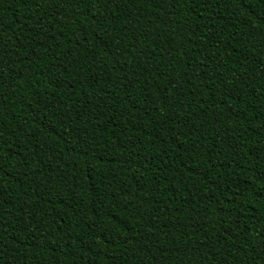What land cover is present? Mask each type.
I'll list each match as a JSON object with an SVG mask.
<instances>
[{"label": "trees", "instance_id": "obj_1", "mask_svg": "<svg viewBox=\"0 0 264 264\" xmlns=\"http://www.w3.org/2000/svg\"><path fill=\"white\" fill-rule=\"evenodd\" d=\"M0 264H264V0H0Z\"/></svg>", "mask_w": 264, "mask_h": 264}]
</instances>
